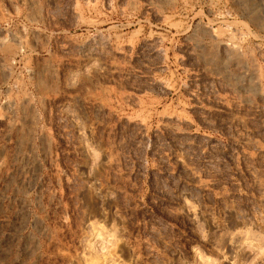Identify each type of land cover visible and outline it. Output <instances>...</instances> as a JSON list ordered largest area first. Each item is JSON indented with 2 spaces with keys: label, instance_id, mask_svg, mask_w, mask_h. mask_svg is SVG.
I'll use <instances>...</instances> for the list:
<instances>
[{
  "label": "rangeland",
  "instance_id": "374dc122",
  "mask_svg": "<svg viewBox=\"0 0 264 264\" xmlns=\"http://www.w3.org/2000/svg\"><path fill=\"white\" fill-rule=\"evenodd\" d=\"M0 264H264V0H0Z\"/></svg>",
  "mask_w": 264,
  "mask_h": 264
},
{
  "label": "bare ground",
  "instance_id": "6f19581e",
  "mask_svg": "<svg viewBox=\"0 0 264 264\" xmlns=\"http://www.w3.org/2000/svg\"><path fill=\"white\" fill-rule=\"evenodd\" d=\"M226 43V42H225ZM236 47V46H235ZM241 52V51H240ZM244 55V54H243ZM255 65V64H254Z\"/></svg>",
  "mask_w": 264,
  "mask_h": 264
}]
</instances>
